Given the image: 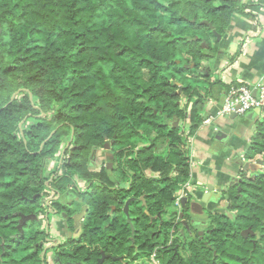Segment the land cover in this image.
<instances>
[{"label":"trees","instance_id":"16d2710c","mask_svg":"<svg viewBox=\"0 0 264 264\" xmlns=\"http://www.w3.org/2000/svg\"><path fill=\"white\" fill-rule=\"evenodd\" d=\"M261 9L264 0H0V264H47L40 200L48 188L60 193L77 181L90 187L81 193L88 208L83 245L59 254L64 262L88 264L101 251L136 259L122 212L133 196L135 243L146 255L156 250L160 264H264L262 175L242 172L228 188L231 215L205 208L204 237L196 232L181 243L178 232L167 246L169 229L180 221L161 218L190 177L179 124L188 122V136L194 134L214 84L202 72V61L211 58L202 44L215 41L207 23L222 36L236 13L254 21L259 34ZM134 139L147 144L129 146ZM105 148L112 166L90 170L95 152ZM62 150L60 174L48 181L41 162ZM258 155L264 157L259 121L244 156ZM52 209L65 210L59 202ZM66 211L69 224L75 210Z\"/></svg>","mask_w":264,"mask_h":264},{"label":"crops","instance_id":"0c3cea01","mask_svg":"<svg viewBox=\"0 0 264 264\" xmlns=\"http://www.w3.org/2000/svg\"><path fill=\"white\" fill-rule=\"evenodd\" d=\"M248 1L256 0H240L241 3ZM256 18L258 28L261 30L260 35L253 28L254 21L240 14H233L225 34L221 36L220 62L210 58V63L213 64L209 67L207 66L209 62L202 61L203 67H209L205 75L208 76L209 82L214 84L211 95L206 98L204 107L199 113L203 120L210 119L206 123L202 121L194 134L189 137L192 167L195 171L193 173L191 168L189 180L193 183L192 185H198L203 189L212 186L222 190L233 177H239L240 167L237 161L240 157L245 158V145L249 144L251 133L253 134L254 130L253 126L257 123L256 117L250 120L245 115L240 117L216 116L228 85L253 87L257 82H264V9L257 13ZM243 140L245 145L241 144ZM99 150L97 157L95 156L91 161V165L95 168L103 164L112 166V152L106 148ZM245 160L248 159L245 158ZM52 163L53 160L47 166L48 169ZM56 168L59 167L54 169ZM112 176L113 173H111ZM120 186L126 187L127 185L121 183ZM193 210L201 216L199 207L195 205ZM189 214L191 215L190 212ZM53 216L50 227L57 235L59 231L55 226L57 220L55 217L60 215L53 214ZM62 220L64 221V231L61 229L63 235L66 230L64 216Z\"/></svg>","mask_w":264,"mask_h":264},{"label":"rangeland","instance_id":"374dc122","mask_svg":"<svg viewBox=\"0 0 264 264\" xmlns=\"http://www.w3.org/2000/svg\"><path fill=\"white\" fill-rule=\"evenodd\" d=\"M209 40H211V48H208V47H206L205 46V44L203 43L202 44V46L204 47V50L206 51V54L207 55H212V53L214 54L215 52H216V49L218 48L219 49V45H217L216 46V42H217V40H216V37H215V41H213V38L211 37ZM218 43V42H217ZM180 58L182 59H186V55L185 54H182L181 56H180ZM218 59V58H217ZM214 61H218V63L220 62L219 61V59L218 60H216V59H214ZM204 62V61H203ZM207 62H209L208 63V65L207 66H209L210 67V64H213V63H210V60H208ZM207 64V63H206ZM209 67H203L202 66V69L204 70V71H202L203 73H206V70H208V68ZM202 93L204 94L205 93V90H203L202 89ZM184 102H185V99L184 98H182V99H180V101H179V104H180V107L181 108H183V104H184ZM204 104H205V101H204ZM204 107V106H203ZM261 122V123H264V120H263V117H260L258 120H257V122ZM174 123L175 124H179V121L178 120H174ZM189 126H190V124L188 123V122H186V121H182V122H180V124H179V129L183 132V134H184V136H187L186 137V141H187V144L189 145V166H190V175H191V168H192V172L194 173L195 171H194V167H192L193 166V160H192V153H191V149H190V139H189V137L190 136H188V133H189ZM254 130H256V128L254 129ZM254 130H253V132H254ZM240 132V131H239ZM252 136H253V134L251 133V136H250V139L252 138ZM142 143H144V144H147V141H145V140H138V139H134L130 144H129V146H131V147H137V146H140V145H142ZM243 143V144H242ZM241 144L242 145H245V142H244V140H243V142H241ZM68 147L69 145L66 143V141L64 140V142H63V145H62V147ZM71 147V146H70ZM249 147H251V140H250V142H249V144L247 143L246 145H245V148H244V153H246V152H248V150H249ZM70 149V148H69ZM107 149V148H106ZM159 151H162V149L161 150H159ZM100 152V150H98V151H96L95 152V156L97 157V154ZM63 150L61 151V154H60V156H59V158L58 159H50V158H44L43 160H42V162H41V172H42V174H43V176L44 177H46V178H48L47 180H50L51 179V177H52V175H50L51 174V172H53V169L55 168V167H61L60 165H61V162H62V158H63ZM94 158V157H93ZM255 160H264V157L263 156H261V155H258V156H256L255 158H254ZM51 160H53V163H52V165L49 167V169H48V165H49V163L51 162ZM95 161V160H94ZM93 161V162H94ZM110 166L111 165H109L108 167L110 168ZM219 167H221L220 165H219ZM53 168V169H52ZM95 168V167H94ZM57 169V168H56ZM55 171V170H54ZM242 172L241 171H239V177H240V174H241ZM245 174H246V177H252V176H257V175H262V176H264V165H263V167L260 169V170H258V171H254V172H244ZM189 179H190V177H189ZM78 182V187H77V191L78 190H80V189H84L85 187H87V183L86 182H84V181H77ZM187 182H189L190 184H193V183H191L190 182V180H188ZM185 184V183H184ZM183 184V185H184ZM193 186V185H192ZM75 192V191H74ZM177 192V191H176ZM175 192V193H176ZM174 193V194H175ZM50 193H49V190H45V196H44V198H41V200H40V213L39 214H41L42 215V221H39V228H40V230H43L44 231V234H45V242H44V245H43V251H42V254H41V258L42 259H44V260H47V255H49L50 254V252L52 251V250H57L58 249V243L59 242H57V243H53V241H54V239H52L51 238V235H52V229L51 228H49L48 230H47V226H51V223H52V220H51V218H53L54 216H53V212L51 211L50 212V210H52V206H50V204H48V201L49 200H51V197H50ZM74 196H73V198L71 197L70 199H68V200H62L61 198L59 199V200H57V202H59V203H62V202H64V201H71V200H73L72 202L75 204V208H74V210H75V213H78L79 212V210L81 209V204H77L75 201H74ZM82 204H84V202H82ZM226 207H227V202H225V201H221L219 204H216L215 206H213V208H212V210H215V211H220V212H225V213H227V214H229V215H231L229 212H227V209H226ZM88 211V210H87ZM175 211H177V208H175V206L173 205L169 210H168V212H167V214H164V216L163 217H161L162 218V221L163 222H169V223H178L179 221H182L181 219L183 218V216H181V214H182V212H183V209H182V211H181V213L180 214H178V213H176ZM87 213V212H86ZM85 213V214H86ZM72 217H73V215H72ZM179 217V218H178ZM55 218H57V220H56V223H55V226H56V228H57V230L59 231V233L57 234V235H59L58 237H60V236H62V234H61V229H62V231H64V221L62 220V215H60V216H56ZM199 218H203V220H205V221H207V215H201ZM59 220V221H58ZM77 223H78V225L79 226H82L83 224H84V218L83 219H79L78 221H77ZM68 225H72V222H70ZM193 226V225H192ZM208 226V224L206 225V226H201V225H194L193 226V228H194V230H193V232H192V235H193V237H195L196 236V232H198V231H200L201 233V237H204L205 235H204V232H205V228ZM180 228H181V225H180ZM184 228H182L181 229V231H179V230H177L176 228H175V232H174V236L176 235V233L177 232H182V230H183ZM181 238H183V235L181 236ZM190 238V237H189ZM185 240V239H184ZM187 240H189V239H187ZM150 262V264H157V261L155 260V259H153V260H151V261H149ZM148 264V263H147Z\"/></svg>","mask_w":264,"mask_h":264},{"label":"flooded vegetation","instance_id":"af4514ba","mask_svg":"<svg viewBox=\"0 0 264 264\" xmlns=\"http://www.w3.org/2000/svg\"><path fill=\"white\" fill-rule=\"evenodd\" d=\"M210 56H211V58H214V59L217 60V58H220V56H221L220 50L217 48L216 52L214 54L212 53V55H210ZM89 167H90V170H98L100 168V167L99 168H94V166L91 165V164L89 165ZM54 170H53V172H51L50 175H52V177L48 181H52V179L55 177L56 174H58V173L60 174V167L57 168V169H54ZM77 187H78V182H77ZM77 187L75 189L74 188H69L68 190H64V191H62L60 193H57L54 190L48 188L49 193L51 194L50 195L51 200L48 201V204H50V206L53 207V203L57 202V200H59L60 198L62 200H68L71 197L73 198V196L75 197L74 201L77 204H81L82 206H81V209L79 210L78 213L73 212V214H72L73 217H72V215L70 216L71 222H72V225H71L70 228L68 227L69 225L67 224L68 215H67V211L66 210H74L75 204L72 202L73 200L62 202L61 203L62 204V208L65 209V210H62L61 212H58L57 210H54V209L50 210V212L52 211L53 214H59V215L64 216L65 221H66L65 222L66 230H65V233L62 236H60V237H57L58 235H55L54 232L52 231L53 233L51 235V238L54 239L53 243H57V242H59V243H58V246H57L58 249L57 250H52L50 252V254L47 255V260H46L47 264H54L53 256H55V255L58 256L59 254H62L64 251L74 250L75 247L77 248V247L83 245V243L79 242V239H80V237H81V235L83 233V228H82V226H79L78 223L74 220V216H76V215H78L80 213H83L82 212V207L86 206V205H85V203L82 204L83 200H82L81 193L89 192L90 191V187H89V185H87V187H85L84 189H80L78 191L76 190ZM44 196L42 198H44ZM141 200H142V198H141ZM142 205H144V201L143 200H142ZM213 206H215V204L214 205L211 204L207 208L210 207V209H212ZM205 208H204V213L201 214V215H206ZM87 210H88V208H87ZM86 212L87 211L84 212V216H85ZM184 214L186 216L183 215V218L181 219L182 221H180L181 228H180V224H179L178 228L175 227L179 231H181V229L183 227L182 223L184 221H186L189 225H193V226L194 225H197V226L198 225H201V226H206L207 225V221L203 220V218H199L200 216H198L197 214L196 215H190L187 211H184ZM37 219L39 221H42V219L39 216L37 217ZM153 219H154V217H152V220ZM192 220L197 221V223L191 224ZM49 228H52V227L47 226V230ZM183 230H184V233H182V232L180 233L181 236L183 235V238H181V236L179 237L181 243H185V242L189 241L193 237L191 233H187L188 230H185V229H183ZM158 233H159V231H158ZM200 233L201 232L198 231V234L201 236ZM134 235H135V233H133V234L131 233V236L129 237V239L131 240L130 246H133L132 255H137L136 259L131 260L130 257H128L126 254H120V253L119 254H115V253H112V252L104 253V252L101 251L100 252V256L97 258V260L94 261V262L88 263V264L97 263V261L100 259V257L103 254L108 255L109 257L105 258V260L101 264H107V263H109V261H116L117 264H147V263L150 264L149 261H151L153 259H155L157 261V264H160V260L157 258L158 256L156 254V250H154L151 255H146L145 253H143V250H141L139 245L135 243ZM159 235L162 236L163 234H159ZM177 236H178V232L176 233L174 239ZM187 239H189V240H187ZM172 242L173 241H171V242L168 241L167 246H170ZM179 247H180L179 243L175 244V246L173 247V253L174 254H178L177 250L179 249ZM168 254H169V252L166 253V255H168ZM65 262H73V263L84 264L81 260H78V261L70 260V261H65Z\"/></svg>","mask_w":264,"mask_h":264},{"label":"water","instance_id":"95a60500","mask_svg":"<svg viewBox=\"0 0 264 264\" xmlns=\"http://www.w3.org/2000/svg\"><path fill=\"white\" fill-rule=\"evenodd\" d=\"M208 27L212 30V33L214 34V36L216 37L217 42L219 43V50L220 53H222L221 51V47H220V43H221V36L215 31L214 27L210 24L207 23ZM261 32L258 34L260 35ZM207 47V45H205ZM219 59V58H218ZM246 118H249L250 120H252V118H255L258 120L260 118V110L259 109H253L249 112H247L245 114ZM236 117V116H235ZM256 128V124L253 126V129ZM63 154V153H62ZM238 166L240 167V171L241 172H254V171H258L260 170L263 165H264V160H254V159H248L245 160L244 157H240L237 161ZM240 181H242L241 177H233L227 186L223 187L222 190H218V188H213L212 186H208L206 189H203L201 187H199L198 185H193L189 191L190 197L189 199L187 198H183L181 200V206L183 209V212L181 214V216L184 215V211H189L191 213V215H196V212H194L193 207L196 205L197 207H199L200 209V214L204 213V208L208 207L210 203H216L219 204L221 201H225V193L227 192L228 188L231 185H236L238 184ZM238 190H240V187H238ZM143 200V197H141ZM193 200V201H192ZM134 201H137V198L135 197H129L125 200L124 204H123V208H122V212L126 218L127 223L129 224L130 228H131V233H134V227H133V223L131 220V217L129 215V207L130 204ZM87 211V207L83 206L82 207V212L76 216H74V220L77 222L79 219H82L84 217V212ZM188 212V213H189ZM181 213V212H180ZM160 215L158 214L157 217H159ZM33 217V218H32ZM36 219L35 215L30 216H22V220L23 222L27 219ZM197 223V221L192 220L191 224ZM182 226L185 230H188V223L186 221H184L182 223ZM250 232V229H246L242 232V235L244 237L247 236V234ZM182 233H184V230H182ZM108 255L103 254L100 259L97 261V263L95 264H101L105 258H108ZM53 262L54 264H81V263H73V262H63L60 258V256L55 255L53 256Z\"/></svg>","mask_w":264,"mask_h":264},{"label":"built area","instance_id":"2783aa9c","mask_svg":"<svg viewBox=\"0 0 264 264\" xmlns=\"http://www.w3.org/2000/svg\"><path fill=\"white\" fill-rule=\"evenodd\" d=\"M253 109H259L260 117H264V82L262 81L257 82L253 87H249L248 85H229L220 109L216 112V116L240 117ZM209 119L206 118L203 122L206 123ZM191 187L192 184L186 182L174 194L175 199L173 205L177 208L176 213L180 214L182 211L181 200L183 198L189 199ZM39 217L42 219L41 214H39ZM174 232L175 225L169 229V242L174 239Z\"/></svg>","mask_w":264,"mask_h":264}]
</instances>
